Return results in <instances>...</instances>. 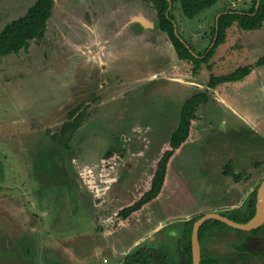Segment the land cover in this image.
I'll return each instance as SVG.
<instances>
[{
	"label": "rangeland",
	"instance_id": "obj_1",
	"mask_svg": "<svg viewBox=\"0 0 264 264\" xmlns=\"http://www.w3.org/2000/svg\"><path fill=\"white\" fill-rule=\"evenodd\" d=\"M35 1L0 0V31ZM142 1L56 0L46 35L0 58V264H122L136 246L160 248L165 234L181 236L196 216L229 215L264 179V64L255 65L264 58V23L255 30L234 23L194 73L159 29L153 2ZM255 2L218 0L188 18L175 1L177 34L208 52L217 16L250 12ZM247 65L243 79L209 87L212 74ZM197 94L207 100L161 195L120 230L102 232L105 219L144 191ZM80 104L82 123L64 148L58 135ZM108 150L118 155L114 182L99 201L81 171L89 167L98 179ZM204 248L219 264H237L223 241Z\"/></svg>",
	"mask_w": 264,
	"mask_h": 264
},
{
	"label": "trees",
	"instance_id": "obj_2",
	"mask_svg": "<svg viewBox=\"0 0 264 264\" xmlns=\"http://www.w3.org/2000/svg\"><path fill=\"white\" fill-rule=\"evenodd\" d=\"M153 2L157 11L159 28L165 32L171 41L178 57L193 64V72L197 73L203 63H207L215 48L225 41L227 30L234 24L245 30L259 29L264 23V0H256L250 12H240L233 9L225 10L215 21L213 29V39L216 38L214 47L208 52L196 53L192 46L183 41L176 31V20L172 11V4L178 1L185 17L194 18L207 8L214 6L218 0H147ZM56 0H36L28 8L27 12L4 26L0 31V58L21 50H27L34 40L43 38L47 31L49 21L53 14ZM264 58L256 62L255 65H263ZM253 66L247 65L238 67L233 72L216 76L211 75L209 87H215L222 82H233L243 79L248 75ZM203 94L194 95L193 98L184 104L180 122L176 130L171 134L167 145L161 152L153 174L150 176L144 191L132 202L122 206L103 222L102 232L111 234L126 226L133 215L138 214L152 200L158 198L168 180V170L170 162L176 156L180 148L190 141L194 123L196 121V107L201 102L206 101ZM83 105L80 104L69 113V120L64 124L61 133L58 135L60 146L69 147L71 137L80 127L83 120ZM80 111V112H79ZM115 150H108L101 159L99 178L95 176L91 168L85 167L81 171V177L85 185L99 199L103 200L106 186L114 182L112 173L114 172L117 157ZM227 175L233 176L236 181L242 179L241 173H236L231 167L224 171ZM107 184V185H106ZM259 187V186H258ZM258 187L250 193L246 203L241 207L231 211V219L238 222H247L256 213ZM200 216H196L186 222L185 229H179L181 236L174 237L165 234L160 248L151 246H140L127 253L122 264H193V254L191 247V235L194 222ZM264 225L252 231L235 229L222 221L211 219L206 221L200 228L199 238L202 244L209 241L219 240L225 244L231 241L249 240L256 252L264 251ZM180 234V233H179ZM178 234V235H179ZM252 234V237H248ZM248 235V236H247ZM247 236V237H246ZM261 248V249H259ZM218 256L204 255L201 264H219Z\"/></svg>",
	"mask_w": 264,
	"mask_h": 264
},
{
	"label": "water",
	"instance_id": "obj_3",
	"mask_svg": "<svg viewBox=\"0 0 264 264\" xmlns=\"http://www.w3.org/2000/svg\"><path fill=\"white\" fill-rule=\"evenodd\" d=\"M220 17V14L217 16V20ZM216 38L214 39L215 43ZM211 219H216L224 222L225 224L233 227L235 229H240L243 231H252L259 228L264 224V179L258 187V197H257V206L255 215L248 220L247 222H238L231 219L228 216H225L219 212H208L201 215L193 224L192 235H191V247L193 254V264H201L202 251H201V242L199 238V232L202 225ZM179 231V230H178ZM175 230L174 234H178Z\"/></svg>",
	"mask_w": 264,
	"mask_h": 264
},
{
	"label": "flooded vegetation",
	"instance_id": "obj_4",
	"mask_svg": "<svg viewBox=\"0 0 264 264\" xmlns=\"http://www.w3.org/2000/svg\"><path fill=\"white\" fill-rule=\"evenodd\" d=\"M264 225V224H263ZM261 227V226H260ZM263 234L262 237H264V233H261ZM252 234H249L248 237H252L251 236ZM246 236V237H247ZM201 242V241H200ZM205 244H202L201 243V251H202V258L204 257L205 255ZM227 245H229L231 248H234L235 251H236V255L234 257V260H237V264H253L252 263V260H259L260 261V264H264V251L261 252H256L257 249H255L253 247V244L251 241L249 240H243V241H231V242H227L226 243ZM261 249V248H259ZM212 257V255H211ZM202 261V259H201Z\"/></svg>",
	"mask_w": 264,
	"mask_h": 264
},
{
	"label": "crops",
	"instance_id": "obj_5",
	"mask_svg": "<svg viewBox=\"0 0 264 264\" xmlns=\"http://www.w3.org/2000/svg\"><path fill=\"white\" fill-rule=\"evenodd\" d=\"M136 2H137V0H135ZM142 2H144L143 4H145V5H149V3L151 4V2H147V1H145V0H143ZM150 6V5H149ZM134 18H138V19H140V18H143V19H145L146 21H149V19H148V17H145V16H138V15H135V17ZM160 29V28H159ZM166 35V34H165ZM166 37H167V35H166ZM177 235V234H176ZM133 245H135V244H133ZM133 245H131L130 247H133ZM126 255V254H125Z\"/></svg>",
	"mask_w": 264,
	"mask_h": 264
}]
</instances>
